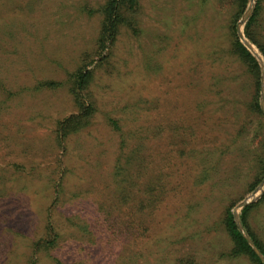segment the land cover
Here are the masks:
<instances>
[{"label":"rangeland","instance_id":"374dc122","mask_svg":"<svg viewBox=\"0 0 264 264\" xmlns=\"http://www.w3.org/2000/svg\"><path fill=\"white\" fill-rule=\"evenodd\" d=\"M105 1L0 0V264H255L232 253L228 207L264 264L241 222L249 206L264 241L256 0L235 31L258 70L232 50L230 0H137L103 59ZM81 68L95 111L63 134Z\"/></svg>","mask_w":264,"mask_h":264},{"label":"trees","instance_id":"16d2710c","mask_svg":"<svg viewBox=\"0 0 264 264\" xmlns=\"http://www.w3.org/2000/svg\"><path fill=\"white\" fill-rule=\"evenodd\" d=\"M237 11L234 13V19L232 21V28H233V36L234 41L232 44L233 52L242 60L244 61L252 70H258V63L255 58L250 54V52L246 49V47L239 41L238 37L236 36L235 31V23L237 19L241 16L245 9V4L247 0H230ZM264 0H256L255 2V9L253 13L250 15L249 19L247 20L244 28L245 36L256 45L259 49L261 54L264 57V41L260 39L257 26H258V17L259 11L262 8V2ZM137 5V0H106L105 3L100 8V13L102 15L101 20V30L98 35V39L96 41V47L101 51H106L105 57L109 55V46L114 43L116 40V36L119 30V27L122 26L126 21H128V13L131 12L134 7ZM83 69L77 70L74 76L77 79L78 88L76 90V99L78 100L80 106V113L77 115H73L64 122L60 124L62 128L63 134H67L73 130H79L80 128L85 127L90 121L88 118L92 116L95 111L94 104L90 100L89 105H85L84 100L78 94L79 91L83 90L87 83H88V75L83 73ZM90 71H89V82H90ZM46 85H51L50 82L46 81ZM258 106V104H257ZM259 108V106H258ZM110 123L112 124L114 129H118V123L112 119H110ZM261 172L264 173V162L262 163ZM249 209V206L243 208L242 215H241V222L243 226L247 228V233L254 241L258 250L264 255V241H262L255 233L250 231L246 211ZM245 213V214H244ZM223 223L225 228L231 237L233 242L232 253L234 255H246L250 259L253 260L255 264H263L261 259L257 256L254 252L250 242L248 239L239 231L238 227L235 224L234 216L232 214L231 208L228 207L225 216L223 219Z\"/></svg>","mask_w":264,"mask_h":264},{"label":"water","instance_id":"95a60500","mask_svg":"<svg viewBox=\"0 0 264 264\" xmlns=\"http://www.w3.org/2000/svg\"><path fill=\"white\" fill-rule=\"evenodd\" d=\"M251 246H252V244H251ZM253 247V246H252ZM254 248V247H253ZM256 252H257V250H255Z\"/></svg>","mask_w":264,"mask_h":264}]
</instances>
